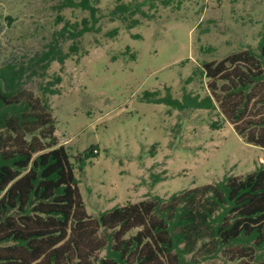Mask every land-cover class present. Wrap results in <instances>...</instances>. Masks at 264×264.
I'll return each mask as SVG.
<instances>
[{"label": "trees", "instance_id": "trees-1", "mask_svg": "<svg viewBox=\"0 0 264 264\" xmlns=\"http://www.w3.org/2000/svg\"><path fill=\"white\" fill-rule=\"evenodd\" d=\"M176 1L118 0L110 20L132 29L141 23L137 16L151 19L159 6ZM98 5V0H62L61 11L89 12L82 28L72 32L67 22L42 53L0 66V264H264V164L245 176L226 175L167 198L155 195L96 218L88 215L71 155L56 137L49 96L60 94L62 77L41 85L42 97L26 84L48 77L53 62L64 65L69 59L61 40H73L76 51L78 39L101 31ZM118 35V28L107 33L112 39ZM196 80L208 94L187 90ZM185 85L182 100L170 88L165 96L146 91L142 100L179 111L216 112L247 144L264 150V31L255 47L204 61ZM211 126L219 130L223 124ZM98 154L92 145L79 155L80 165ZM163 176L153 174L154 183L165 181Z\"/></svg>", "mask_w": 264, "mask_h": 264}, {"label": "rangeland", "instance_id": "rangeland-1", "mask_svg": "<svg viewBox=\"0 0 264 264\" xmlns=\"http://www.w3.org/2000/svg\"><path fill=\"white\" fill-rule=\"evenodd\" d=\"M117 1L98 0L101 31L83 35L76 51L73 40H61L69 59L64 65L53 62L48 77L26 84L42 97L41 85L62 77L60 94L49 96L56 137L71 155L88 215L96 218L155 195L167 198L226 175L245 176L264 164V150L247 144L216 112L179 111L142 100L146 91L165 96L166 88L182 100L185 80L204 61L255 47L264 31V0H182L179 9L177 0L171 7L159 6L151 19L137 16L141 23L132 29L110 20ZM61 2L0 0V66L42 53L67 22L72 32L82 28L89 12L61 11ZM116 28L119 35L108 37ZM186 88L208 94L199 80ZM215 121L223 127L214 129ZM92 145L99 154L81 166L79 155ZM153 174L165 181L154 183Z\"/></svg>", "mask_w": 264, "mask_h": 264}, {"label": "built area", "instance_id": "built-area-1", "mask_svg": "<svg viewBox=\"0 0 264 264\" xmlns=\"http://www.w3.org/2000/svg\"><path fill=\"white\" fill-rule=\"evenodd\" d=\"M97 151L95 150V153H96Z\"/></svg>", "mask_w": 264, "mask_h": 264}]
</instances>
